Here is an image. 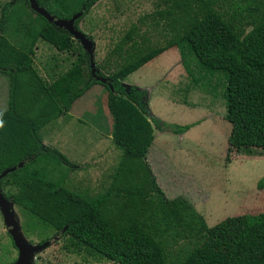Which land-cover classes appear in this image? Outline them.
<instances>
[{
	"label": "trees",
	"instance_id": "obj_1",
	"mask_svg": "<svg viewBox=\"0 0 264 264\" xmlns=\"http://www.w3.org/2000/svg\"><path fill=\"white\" fill-rule=\"evenodd\" d=\"M35 1L61 19L81 11L73 20L78 29L79 19L96 0ZM15 4L29 7L27 0H8L0 6V71L8 79L7 104L0 111V173L15 168L0 178V191L6 189L5 197L19 210L24 227L37 218L53 228V237L62 240L65 251L104 264H264V212L207 227L184 197L165 196L146 160L153 130L183 134L194 124L154 117L146 105V90L122 83L129 73L174 46L192 80L216 72L222 77L223 118L230 126L226 153L264 149V0H157L153 11L139 21L148 19L158 26L168 37L166 43L140 47L132 38L134 27L125 32L109 52L117 59L104 84L110 140L121 153L105 191L91 200L63 185L69 171L62 170L60 162L67 158L43 145L38 131L66 114L73 101L98 82L97 73L91 74L89 54L75 50L76 40L66 30L32 10L39 23L30 31L27 24L12 45L2 33ZM39 39L56 51L75 54L65 71L48 73L49 81L33 67ZM256 185H264V176ZM235 220L239 224L229 253L205 246ZM179 242L187 246L170 257V248Z\"/></svg>",
	"mask_w": 264,
	"mask_h": 264
},
{
	"label": "rangeland",
	"instance_id": "obj_2",
	"mask_svg": "<svg viewBox=\"0 0 264 264\" xmlns=\"http://www.w3.org/2000/svg\"><path fill=\"white\" fill-rule=\"evenodd\" d=\"M6 1L0 0V6ZM156 2L96 0L90 6L79 19L77 30L84 37H90L97 73L94 79L99 83L75 99L66 114L49 121L38 131L43 145L67 158L66 163L60 162V168L69 171L63 185L87 200L105 191L121 153L110 140L112 121L105 104L106 75L114 69L117 59L115 55L109 56V52L132 27V38L140 47L156 48L166 43L168 37L158 26L153 27L148 19L139 21L153 11ZM7 16L2 35L12 45L22 36L27 24L30 31L40 21L30 7L21 4L13 5ZM74 46L76 51L84 50L78 40ZM123 47L128 48L126 43ZM74 57V53L56 51L39 39L33 48V67L49 81L48 73H62ZM104 64L106 69H101ZM190 68L196 71L194 65L190 64ZM203 76L192 80L181 64L179 51L172 46L129 73L122 83L146 90V105L154 117L179 125L194 124L183 134L154 129L146 160L165 196L184 197L202 216L206 226L212 227L227 219L264 212V185L261 188L256 185L264 176V149L247 147L226 153L230 126L223 118L224 82L217 72ZM7 91L8 79L0 72V111L6 108ZM0 192L5 197L6 189ZM11 210L24 242L31 247L48 242L31 252L30 264L106 263L65 251L62 240L53 237L51 226L34 218L27 221L25 228L16 206L12 205ZM238 224L237 220L229 221L205 246L229 253L230 238ZM4 228L0 214V264H11L17 258V249ZM45 238L49 240L41 242ZM186 246L185 242L173 245L170 257Z\"/></svg>",
	"mask_w": 264,
	"mask_h": 264
},
{
	"label": "water",
	"instance_id": "obj_3",
	"mask_svg": "<svg viewBox=\"0 0 264 264\" xmlns=\"http://www.w3.org/2000/svg\"><path fill=\"white\" fill-rule=\"evenodd\" d=\"M27 2L30 9L33 12L42 16L48 23H51L54 27L62 28L66 30L71 35L72 38L79 41L82 48L89 54L90 72L92 75H95L96 74L95 67L91 56V40L84 37L83 34L79 32L77 29H75L73 26V20L76 19L78 16H80L81 11L72 15L69 19H61V18H57L54 15L49 14L45 9L38 6L35 0H27ZM96 79L102 81L99 77H96ZM21 165L22 164L19 163L18 167H20ZM14 169H15L14 167H11L3 170L0 173V178L3 177L7 172H10ZM12 205H13L12 202L5 199V197H3V195L0 192V214L2 216V221L6 232L11 237L13 245L17 249V258L11 264H30L28 258L30 257L31 252L46 246L48 242H43L40 246L37 247H31L30 245H28L26 242L23 241L19 233V226L11 210Z\"/></svg>",
	"mask_w": 264,
	"mask_h": 264
},
{
	"label": "clouds",
	"instance_id": "obj_4",
	"mask_svg": "<svg viewBox=\"0 0 264 264\" xmlns=\"http://www.w3.org/2000/svg\"><path fill=\"white\" fill-rule=\"evenodd\" d=\"M3 126V121L2 120H0V127H2Z\"/></svg>",
	"mask_w": 264,
	"mask_h": 264
},
{
	"label": "crops",
	"instance_id": "obj_5",
	"mask_svg": "<svg viewBox=\"0 0 264 264\" xmlns=\"http://www.w3.org/2000/svg\"><path fill=\"white\" fill-rule=\"evenodd\" d=\"M0 72H1V71H0ZM4 75H5V74H4ZM125 85H126V84H125ZM135 87H136V86H135ZM62 116H63V115H60V116H58V117H62ZM58 117H56V118H58ZM56 118H55V119H56ZM152 141H153V140H152ZM95 197H96V196H95ZM91 199H93V198H91ZM4 229H5V228H4Z\"/></svg>",
	"mask_w": 264,
	"mask_h": 264
}]
</instances>
